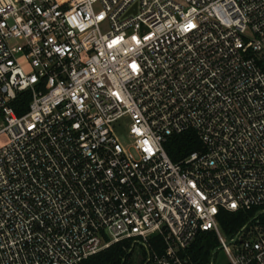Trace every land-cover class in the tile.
Here are the masks:
<instances>
[{
    "label": "built area",
    "instance_id": "1",
    "mask_svg": "<svg viewBox=\"0 0 264 264\" xmlns=\"http://www.w3.org/2000/svg\"><path fill=\"white\" fill-rule=\"evenodd\" d=\"M261 215L264 0H0V264H264Z\"/></svg>",
    "mask_w": 264,
    "mask_h": 264
},
{
    "label": "trees",
    "instance_id": "2",
    "mask_svg": "<svg viewBox=\"0 0 264 264\" xmlns=\"http://www.w3.org/2000/svg\"><path fill=\"white\" fill-rule=\"evenodd\" d=\"M29 98V92L22 91L11 101V105L18 114H22L26 110ZM164 147L170 159L176 162L189 152L201 149L202 144L197 134L193 130H188L178 135L170 136ZM256 210L257 209H250L247 211L239 210L237 212H229L222 209L217 215V220L223 233L230 237L242 225L255 216ZM260 223L264 228V215L260 216ZM203 241H205L208 246L213 245V235L210 232L198 234L191 249L193 259L204 254L200 248ZM128 246L129 243L127 241L112 244L108 248L89 256L79 264H134L135 260L132 261L131 259L133 253L128 252ZM138 264H142V261H139Z\"/></svg>",
    "mask_w": 264,
    "mask_h": 264
},
{
    "label": "rangeland",
    "instance_id": "3",
    "mask_svg": "<svg viewBox=\"0 0 264 264\" xmlns=\"http://www.w3.org/2000/svg\"><path fill=\"white\" fill-rule=\"evenodd\" d=\"M122 134V133H121ZM213 249L210 250L212 252ZM132 261H134V257L131 256ZM225 262V254L222 249L216 250L215 256H214V264H223ZM134 264H138L137 262H134Z\"/></svg>",
    "mask_w": 264,
    "mask_h": 264
},
{
    "label": "water",
    "instance_id": "4",
    "mask_svg": "<svg viewBox=\"0 0 264 264\" xmlns=\"http://www.w3.org/2000/svg\"><path fill=\"white\" fill-rule=\"evenodd\" d=\"M202 247L204 248V250H206V243L205 242L202 243Z\"/></svg>",
    "mask_w": 264,
    "mask_h": 264
}]
</instances>
